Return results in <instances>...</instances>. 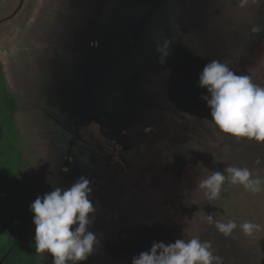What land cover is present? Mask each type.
<instances>
[{
	"label": "rangeland",
	"instance_id": "374dc122",
	"mask_svg": "<svg viewBox=\"0 0 264 264\" xmlns=\"http://www.w3.org/2000/svg\"><path fill=\"white\" fill-rule=\"evenodd\" d=\"M263 19L264 0H0V264H25L5 215L80 175L101 241L86 264H131L153 241L190 236L224 264H264V190L226 180L210 204L198 187L229 165L264 180V143L220 131L197 83L217 59L264 86ZM104 20L106 37L87 31ZM88 51L106 54L90 75ZM210 213L261 229L225 237L202 219Z\"/></svg>",
	"mask_w": 264,
	"mask_h": 264
},
{
	"label": "clouds",
	"instance_id": "9594fccd",
	"mask_svg": "<svg viewBox=\"0 0 264 264\" xmlns=\"http://www.w3.org/2000/svg\"><path fill=\"white\" fill-rule=\"evenodd\" d=\"M244 2L246 0H241L242 5ZM170 47L167 40L157 45L161 63L169 56ZM197 83L198 87L205 89L200 98L206 101L211 120L220 131L264 143V86L253 83L248 75L237 74L228 63L217 59H211L203 66ZM226 180L252 193L264 190V180L254 178L249 168L230 165L223 172L212 171L199 181L198 187L205 190L207 201L213 204ZM47 181L52 185L48 177ZM52 188L38 195L29 205L35 226V252L51 254V264H86L101 243L91 230L96 213L91 180L80 175L69 187L52 185ZM202 219L208 225H214L225 237L232 235L237 228L248 237L261 229L260 224L249 220L239 225L231 219L227 222L216 220L213 213ZM131 264H224V261L215 254L211 241L190 236L169 243L153 241L150 248L132 256Z\"/></svg>",
	"mask_w": 264,
	"mask_h": 264
},
{
	"label": "trees",
	"instance_id": "16d2710c",
	"mask_svg": "<svg viewBox=\"0 0 264 264\" xmlns=\"http://www.w3.org/2000/svg\"><path fill=\"white\" fill-rule=\"evenodd\" d=\"M264 22V19L262 23ZM11 106H16L15 98L11 99ZM30 203L19 201L5 215V222L13 232V237L24 253L25 264H38L40 254L35 252L33 242L35 226L32 223L33 213L29 210Z\"/></svg>",
	"mask_w": 264,
	"mask_h": 264
},
{
	"label": "flooded vegetation",
	"instance_id": "af4514ba",
	"mask_svg": "<svg viewBox=\"0 0 264 264\" xmlns=\"http://www.w3.org/2000/svg\"><path fill=\"white\" fill-rule=\"evenodd\" d=\"M109 22H107V21H102L96 28H87V31L88 32H91V31H93L94 33H95V36H97V37H106L105 35H107V33L108 32H111L110 30H108V29H105V27H110L111 25H113L112 23H109ZM85 25V24H84ZM83 25V26H84ZM88 27H90V26H88ZM105 30H106V32H105ZM111 34V33H110ZM116 42V41H115ZM118 43V42H117ZM107 47H109V45H107ZM120 52V51H119ZM122 53V52H121ZM120 53V54H121ZM126 53V52H125ZM80 54H82V58H80L81 59V61H82V64H83V70H89V72L87 71V74H95L96 73V70H94V69H96V67L98 68H100V69H103L102 68V66L105 64H100L99 63V61L100 60H103L104 62H106V54L105 53H103L102 54V58L99 60V61H95L94 60V56H95V54L94 55H92V53H91V51H88L86 54H85V56L83 55V53H80ZM127 54V53H126ZM121 55H124L123 53L121 54ZM105 57V58H104ZM118 58H120V59H122V57L120 56V57H118ZM79 59V60H80ZM79 60H77V61H79ZM149 59H147V61H148ZM68 62H69V60H68ZM78 63V62H77ZM77 63H75V64H77ZM128 63L130 64L131 63V61L130 60H128ZM134 64V63H133ZM133 64H130L131 65V67H130V69L132 68V66H133ZM74 65V64H73ZM137 66H139V65H137ZM71 66H70V63H69V68H70ZM75 68L76 69H80L79 68V64L78 65H76L75 66ZM71 69V68H70ZM120 70H123V69H120ZM128 70V69H127ZM139 70V69H138ZM141 70V69H140ZM122 76H123V72L122 73H120ZM105 81H106V78H104V81L102 82L103 83V85H102V88L103 89H101L102 91L104 90V86L106 85L105 84ZM121 81H122V79H121ZM121 83V82H120ZM99 87L101 88V86L99 85ZM111 119V118H110ZM117 123H119V120H118V118H112L110 121H109V123H108V125L111 127H113L114 125H116Z\"/></svg>",
	"mask_w": 264,
	"mask_h": 264
}]
</instances>
